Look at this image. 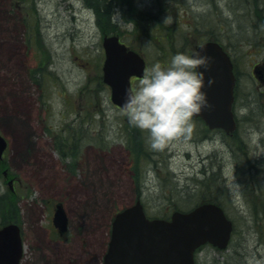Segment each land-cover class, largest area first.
<instances>
[{"label":"rangeland","instance_id":"1","mask_svg":"<svg viewBox=\"0 0 264 264\" xmlns=\"http://www.w3.org/2000/svg\"><path fill=\"white\" fill-rule=\"evenodd\" d=\"M135 2L148 23L156 21L162 43L125 12L113 21L148 66L222 37L224 25L243 71L239 133L227 141L192 119L187 136L152 149L98 84L103 37L116 35L110 20L101 26L85 0H0V134L9 143L0 162V228L6 216L13 221V206L1 201L9 197L22 228L21 264H104L115 214L138 198L159 218L207 200L224 207L235 230L227 250L206 245L197 264H264V158L255 162L257 178L242 175V156L264 154V82L248 67L256 58L264 68V0ZM57 203L70 219L60 238L52 226Z\"/></svg>","mask_w":264,"mask_h":264},{"label":"water","instance_id":"2","mask_svg":"<svg viewBox=\"0 0 264 264\" xmlns=\"http://www.w3.org/2000/svg\"><path fill=\"white\" fill-rule=\"evenodd\" d=\"M201 49L213 57L206 72L205 91L209 106L194 118H201L210 129H222L228 133L236 128L232 106L235 77L228 55L213 42ZM103 81L111 87V101L123 109L126 91L132 88L131 78H141L146 63L135 51L129 50L117 36L104 37ZM215 77L208 85L207 79ZM7 147L0 135V158ZM61 232L67 229V216L62 204H58L54 217ZM233 224L223 209L216 204H201L189 212L176 211L170 220L149 219L138 200L133 206L118 213L112 223L111 238L104 264H196L195 252L210 244L225 250L229 244ZM23 246L19 228L8 225L0 229V264H19Z\"/></svg>","mask_w":264,"mask_h":264},{"label":"clouds","instance_id":"3","mask_svg":"<svg viewBox=\"0 0 264 264\" xmlns=\"http://www.w3.org/2000/svg\"><path fill=\"white\" fill-rule=\"evenodd\" d=\"M168 16L165 22H168ZM196 45L176 51L166 63L155 61L145 69L136 86L127 90L123 111L130 125L146 133L152 149H162L192 129V118L209 106L206 72L213 57ZM215 83V77L207 84Z\"/></svg>","mask_w":264,"mask_h":264},{"label":"trees","instance_id":"4","mask_svg":"<svg viewBox=\"0 0 264 264\" xmlns=\"http://www.w3.org/2000/svg\"><path fill=\"white\" fill-rule=\"evenodd\" d=\"M85 1L87 2V5L90 6L89 8L93 9L94 12L96 13L97 18L99 19L101 26H105V28H108V26H111L110 23L105 24L103 22L104 17H106L107 20H110L112 22L111 24L113 26V29L111 30L110 34L116 33V35H118V36L120 35L119 27L113 20H114L115 16H117L118 14L120 15V13L123 14L122 12H125L123 14V16L126 17L125 14H127L128 19L126 18V20H129V16H130V20H132L133 22H135V20H136L137 22H135V23H137V24L142 23V25H143L142 31L144 32V34L147 35L150 39L152 37V38H154V40L156 39L160 43H162L161 40L163 41V34H160L159 27L154 29L156 21L151 20V23H148L150 21L147 22V19L145 18L146 13L141 11L140 10L141 8L139 6H135V3H136L135 0H85ZM121 7H123V8L120 12L119 9ZM125 9H127V10H125ZM155 36H156V38H155ZM159 36H160V39H159ZM98 84L103 86L102 80H99ZM71 140L73 141L72 136H71ZM245 162L247 163V165L245 166L247 168H245L243 170L242 175L244 176V173L248 172V170H249L253 174L252 178H257V175L259 174V172H258V174H256V172H254L255 169H257V167L255 165V161L250 159V160H247ZM241 165H243V162L241 163ZM12 199H13V201L14 200L16 201L15 196H13ZM4 200H6L5 204L7 207L13 206V208L11 207V209H13L12 210L13 221L9 220V218H8L9 216L8 217L6 216V220H4L3 223L6 224L9 222L17 221L16 218H18L19 215L17 213V207H16L15 203H14V205L10 204L12 202V200L9 197H4L1 201L3 202ZM201 203H217V202L205 200V201H201ZM201 203H199V204H201ZM218 204H220V203H218Z\"/></svg>","mask_w":264,"mask_h":264},{"label":"flooded vegetation","instance_id":"5","mask_svg":"<svg viewBox=\"0 0 264 264\" xmlns=\"http://www.w3.org/2000/svg\"><path fill=\"white\" fill-rule=\"evenodd\" d=\"M221 26H222V29H223V30H221L222 37H220V35L215 36V37L214 36L213 37L208 36L205 39H202L200 41L201 43L199 42L198 45H203V44H205L207 42H216V43H218L222 47V49L227 52V54L229 55V57L231 58V61L233 63V71H234L235 78H236L234 113H235V119L237 121L238 128H237V131H235L233 134L225 133V140L228 141L230 139H234V137L239 133L238 131H239L240 121H239V117H238V115L236 113V105H237V102H238V94H237L238 87H239V83H240L241 77H242L241 73H243V71L240 69V64H239V60H238L239 57H238L237 52L235 51L234 48L232 49L230 46H227L225 44V32H224L225 28H224L223 24H221ZM208 34H211V32L208 33ZM262 66H263V64L261 63V60H256V58H254L252 60V63L248 66L250 68V71H249L250 77L253 80H255V81L258 80L260 82H264V68ZM218 132H220V131H218ZM209 133H212V132H209ZM220 133L223 135L222 132H220ZM237 157H239V154L237 155ZM258 157H255V159L257 161H259V159L262 160L261 158H264V154L261 155V156H258ZM7 174H8L7 172H4V176L9 178V176ZM15 184H16V180L13 179V185H15ZM9 185H10V189L12 190V188H13L12 184L10 183ZM13 190H14V188H13ZM52 226H53V224H52ZM53 228H54V226H53ZM79 229L80 230H84V228H82V227H80ZM54 230H56V232H58V237L57 238H60L59 236H61V234L59 233V231L57 229H55V228H54ZM63 235H65V234H63ZM78 236H79V234H78ZM79 238H84V237H79Z\"/></svg>","mask_w":264,"mask_h":264},{"label":"bare ground","instance_id":"6","mask_svg":"<svg viewBox=\"0 0 264 264\" xmlns=\"http://www.w3.org/2000/svg\"><path fill=\"white\" fill-rule=\"evenodd\" d=\"M241 154V156H242V153H240ZM253 155L251 154V155H247V157H243L242 156V158L244 159L243 161H247V160H253V161H255V162H258L256 159H255V157H252Z\"/></svg>","mask_w":264,"mask_h":264}]
</instances>
